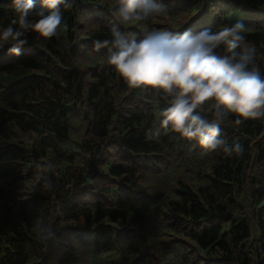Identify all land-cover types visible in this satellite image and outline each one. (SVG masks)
<instances>
[{
	"label": "trees",
	"instance_id": "16d2710c",
	"mask_svg": "<svg viewBox=\"0 0 264 264\" xmlns=\"http://www.w3.org/2000/svg\"><path fill=\"white\" fill-rule=\"evenodd\" d=\"M67 2L55 36L0 48V264H264V116L221 123L239 155L157 137L171 97L107 63L114 31L242 22L264 75V0H157L164 11L136 24L116 0ZM47 11L35 0L30 22ZM14 18L0 0V28ZM198 111L214 119L211 101Z\"/></svg>",
	"mask_w": 264,
	"mask_h": 264
},
{
	"label": "clouds",
	"instance_id": "9594fccd",
	"mask_svg": "<svg viewBox=\"0 0 264 264\" xmlns=\"http://www.w3.org/2000/svg\"><path fill=\"white\" fill-rule=\"evenodd\" d=\"M15 18L0 28V48L10 45L8 53L18 56L23 39L31 31L40 38L56 35L61 23V5L67 0H43L48 10L30 22L35 0H11ZM117 13L123 24H136L164 11L157 0H116ZM248 28L242 22L218 31L205 28L193 33L154 30L137 39L114 31L107 63L131 88L147 87L171 97L169 106L160 113L159 128L171 130L188 140H196L206 151L222 148L225 154L239 155L241 143L229 147L218 137L221 123L231 114L236 125L264 116V75L254 65L255 46L246 41ZM108 41L96 42L99 49ZM211 101L214 119L201 116L198 109Z\"/></svg>",
	"mask_w": 264,
	"mask_h": 264
}]
</instances>
